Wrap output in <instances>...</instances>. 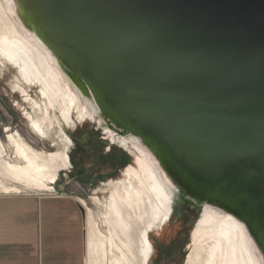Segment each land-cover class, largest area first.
Segmentation results:
<instances>
[{
  "label": "water",
  "instance_id": "95a60500",
  "mask_svg": "<svg viewBox=\"0 0 264 264\" xmlns=\"http://www.w3.org/2000/svg\"><path fill=\"white\" fill-rule=\"evenodd\" d=\"M20 1L104 134L148 138L198 208L251 174L264 235V0Z\"/></svg>",
  "mask_w": 264,
  "mask_h": 264
},
{
  "label": "bare ground",
  "instance_id": "6f19581e",
  "mask_svg": "<svg viewBox=\"0 0 264 264\" xmlns=\"http://www.w3.org/2000/svg\"><path fill=\"white\" fill-rule=\"evenodd\" d=\"M5 67L14 70L13 92L19 90L28 105L29 132L44 142L51 139L55 149H37L17 129L5 127L9 144L7 149L0 140V190H53L59 171L71 166L72 139L63 124L72 125L74 113L81 121L92 112L20 0H0V70ZM25 86L35 88L38 96ZM119 135L108 133L113 142L134 151L133 164L96 188L102 198L90 199L98 211L78 199L85 209L86 264H149L155 251L149 234L164 229L178 201L177 171L165 154L146 137ZM251 180V174L245 175L237 186L216 189L204 201L182 264H264V235L248 195Z\"/></svg>",
  "mask_w": 264,
  "mask_h": 264
},
{
  "label": "rangeland",
  "instance_id": "374dc122",
  "mask_svg": "<svg viewBox=\"0 0 264 264\" xmlns=\"http://www.w3.org/2000/svg\"><path fill=\"white\" fill-rule=\"evenodd\" d=\"M14 79L13 69L5 67L2 71L0 70V129H3L2 125H9L11 129H17L35 148L55 149L50 146L51 139L44 142L29 132L24 114L28 105L22 102V94L19 90L13 92ZM25 88L32 96H38L35 88L28 86ZM73 117L75 122L72 125L63 124L67 134L74 135L77 141L75 144L72 139L68 151L78 147H81L82 150L76 153L79 160L74 159L66 170V174L58 175L59 179H57L56 185L61 186L64 193L84 198L90 208L96 212L98 208L90 198L94 195H99L101 198L103 196V193H95L96 188L101 187L109 179L121 177L122 170L127 165L133 164L134 151L124 147L118 141L113 142L107 134H104V130L101 131V134L94 132L91 128H98V122L89 116L81 121L77 119L75 113ZM75 175L77 176L75 177ZM187 205L188 203L178 200L168 216V223L164 229L159 234L155 233V230L150 232L149 237L155 251L149 264H182L184 262L187 245L190 242V230L201 210V208L190 204L191 210H189ZM80 206L83 208L82 205ZM82 210L85 212L84 208Z\"/></svg>",
  "mask_w": 264,
  "mask_h": 264
},
{
  "label": "crops",
  "instance_id": "0c3cea01",
  "mask_svg": "<svg viewBox=\"0 0 264 264\" xmlns=\"http://www.w3.org/2000/svg\"><path fill=\"white\" fill-rule=\"evenodd\" d=\"M8 131L0 129L7 149ZM25 192L0 190V264H86L82 197Z\"/></svg>",
  "mask_w": 264,
  "mask_h": 264
},
{
  "label": "trees",
  "instance_id": "16d2710c",
  "mask_svg": "<svg viewBox=\"0 0 264 264\" xmlns=\"http://www.w3.org/2000/svg\"><path fill=\"white\" fill-rule=\"evenodd\" d=\"M98 126V125H97ZM94 132H96V133H98V134H101V131H102V128H100L99 126H98V128H95V127H93V128H91ZM70 136V138L71 139H73L74 141H75V144L77 143V141L75 140V137H74V135H72V134H70L69 135ZM75 147H77V146H75ZM82 150V148L80 147H78V148H73L72 150H69L68 151V154H69V157H70V161H71V164H72V162L74 161V159L76 158V160H79V157H77L76 156V153H78L79 151H81ZM189 204L187 205V209H189V210H191V208H189Z\"/></svg>",
  "mask_w": 264,
  "mask_h": 264
},
{
  "label": "built area",
  "instance_id": "2783aa9c",
  "mask_svg": "<svg viewBox=\"0 0 264 264\" xmlns=\"http://www.w3.org/2000/svg\"><path fill=\"white\" fill-rule=\"evenodd\" d=\"M3 130L5 131V126L3 127ZM4 135H6L7 136V134L6 133H4ZM68 170V169H67ZM66 174V169L65 170H61L60 171V173H59V175L60 174ZM57 183V181L55 182V183H53L52 185L54 186V188H53V190H50V191H41L42 193L41 194H43V195H61L62 193H63V188H61L60 190H57L56 188H55V184ZM21 193H31V192H21Z\"/></svg>",
  "mask_w": 264,
  "mask_h": 264
}]
</instances>
